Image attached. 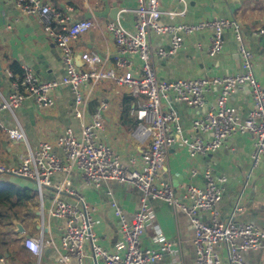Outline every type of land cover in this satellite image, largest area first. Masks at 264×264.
<instances>
[{"label": "built area", "instance_id": "1", "mask_svg": "<svg viewBox=\"0 0 264 264\" xmlns=\"http://www.w3.org/2000/svg\"><path fill=\"white\" fill-rule=\"evenodd\" d=\"M137 1L136 32L128 31L119 21H109L105 30L114 40L116 55H107L93 64L89 54L83 53L81 57L87 65L81 68L77 64L74 42L85 32L99 27L97 19L93 17L75 22L68 10L65 12L44 0H15L24 14L39 20L60 49L66 66V74L61 80L50 81L40 80L27 65L22 66L21 75L7 71L13 91L8 95L0 92V132L11 141L25 145L20 163L0 165V175L30 179L35 184L39 199L40 233L38 237H26L25 245L35 256H41L45 247L55 248L62 264H69L72 259L83 264L87 241L92 243L95 262L155 264L169 254L174 263H179L182 254L180 248L160 236L155 238V248H143L141 244V237L152 217L148 201L159 199L174 210L186 213L191 219L195 230L196 264H223L222 249L230 264H246L243 254L259 250L264 245V227L234 220V216L243 210L242 196L233 207V216L227 221L221 219L217 206L224 198L229 177L216 174L210 167H204L203 172L193 167L191 177L202 174L204 187L187 183L177 190L172 183L161 178V172L177 142L185 147L192 160L220 150L235 135L248 134L252 138V169L264 161V87L253 71L254 55L246 45L239 26L228 19L215 16L195 24L162 23L165 16L172 20L183 18L190 0H175L182 8L165 11L161 9V0ZM227 28H235L239 42L242 57L239 73L190 80H165L158 76L154 54L160 59L175 56L184 48L185 36L209 31L210 47L207 53L211 57L216 56L224 48L223 32ZM152 34L169 35V46L154 50ZM258 34L264 35V25L258 29ZM104 83L114 84L136 99L132 113L137 125L132 137L146 145L140 157L130 156L125 162L115 148L100 139L99 134L104 130V114L110 106L109 97L101 99L91 119H86L95 90ZM243 86L250 88L253 100V106L245 118L229 104L232 94ZM62 87H68L75 97V116L81 123L80 136L68 128L56 143L43 141L35 149L30 145L16 111L27 99H34L41 107L54 106V93ZM213 90H218L217 106L195 118L192 122L195 134L186 135L180 115L172 105L166 106V101L172 96L174 100L197 110L204 107L206 94ZM5 112L14 120L13 125L1 118ZM75 173H79L89 185L99 187L103 182L114 181L132 185L141 192L140 209L131 220L113 203L121 223L116 252L106 251L97 243L98 239L92 231L94 220L90 209L84 198L72 188L71 176ZM58 174L63 175V179L53 181ZM45 190L52 191L48 201ZM62 194L76 197L77 202L64 199ZM52 219L65 221L64 233L58 241L48 231ZM0 264H8L5 254L0 253Z\"/></svg>", "mask_w": 264, "mask_h": 264}, {"label": "crops", "instance_id": "2", "mask_svg": "<svg viewBox=\"0 0 264 264\" xmlns=\"http://www.w3.org/2000/svg\"><path fill=\"white\" fill-rule=\"evenodd\" d=\"M44 1L65 12L68 10L67 13L75 22L95 17L100 23L99 27L85 32L74 42L77 64L81 68L87 65L81 57L83 53L89 54L93 64H97L99 59H104L107 55L110 57L116 55L114 40L105 30V25L109 21H119L128 31L136 32L137 0ZM160 3L164 11L182 8L175 0H161ZM115 8L118 11L116 19H113L111 11ZM215 16L228 19L239 26L246 45L254 55V74L264 87V35L258 34V29L264 25V0H190L188 11L183 18L177 17L172 20L165 16L162 23L195 24ZM210 35L209 31H200L185 36V46L175 56L160 59L154 54L158 76L165 80H190L239 73L242 69V57L235 28L224 30V48L220 54L213 57L207 53ZM152 43L154 50L166 48L170 44V36L152 34ZM13 64L20 68L23 65L29 66L43 81L61 80L66 74L60 49L45 32L39 20L35 16L24 14L17 7L15 0H0V92L5 95L13 91L11 79L7 75ZM217 93L218 90L207 93L204 107L197 110L174 100L172 96L166 101V106L172 105L176 109L181 117L184 133L194 135L193 120L205 115L209 108L217 106ZM126 94L114 84L99 85L86 116V119L90 120L99 101L109 97L110 106L104 114V130L100 132L99 137L104 143L115 148L125 162L130 156L140 157L146 146L132 137L137 119L132 113L134 103L129 115L123 113L125 112L123 99ZM54 99L55 104L52 107H41L34 99H27L16 111L28 141L35 149L43 141L56 143L68 128H72L75 134L80 136L81 123L75 116V97L71 90L68 87L59 88L54 93ZM229 104L245 118L253 106L250 88L243 86L237 89L230 97ZM1 118L9 125L14 124V120L6 112L1 114ZM253 148L254 143L250 135H235L229 138L220 150L191 160L185 147L177 142L169 153L161 178L179 190L182 184L187 183L204 187L202 174L195 178L191 177L193 167H197L200 172H203L204 167H210L216 174H225L229 177V182L224 198L217 206L221 219L227 221L233 216V207L239 196H242L243 210L234 216V220L264 227V161L252 169ZM24 150V144L11 141L6 134L0 132V165H18ZM62 179L61 174L53 177L55 182ZM71 180L72 188L84 198L90 209L94 220L92 231L98 239L97 243L106 251L116 252L120 241L121 223L113 203H116L124 216L131 220L140 209L141 192L132 185L114 181L103 182L99 187L89 185L79 173L73 174ZM48 192L52 194V191ZM62 197L77 202L76 197L68 194H62ZM38 204L34 208L35 216L23 224L25 232L12 235L14 248L12 253L5 254L8 264H62L59 252L55 248L45 247L41 256H35L25 245L26 237H38L40 233L41 221L37 219ZM148 205L152 217L147 231L141 237L142 247L155 248L157 246L155 238L158 235L179 247L182 252L179 263H174L172 257L165 254L155 264H196L195 230L189 216L181 210H174L159 199L148 201ZM48 226L49 234L57 241L60 240L64 233L65 221L52 219ZM57 244L59 245V242ZM84 249L86 257L83 264H104L102 261L95 262L90 241L85 243ZM221 254L223 264H230L224 249ZM243 258L246 264H264V245L259 250L244 253ZM69 264L80 263L72 259Z\"/></svg>", "mask_w": 264, "mask_h": 264}, {"label": "trees", "instance_id": "3", "mask_svg": "<svg viewBox=\"0 0 264 264\" xmlns=\"http://www.w3.org/2000/svg\"><path fill=\"white\" fill-rule=\"evenodd\" d=\"M11 71L15 75L22 74V69L17 64L11 66ZM135 100L127 94L124 96V115L130 114ZM23 181H26V183L23 184ZM37 199L38 194L33 182L10 174L0 175V222L10 220L12 215L19 219V210L21 209L29 210L30 217H34V208L38 204ZM6 246V240L0 239V250H5Z\"/></svg>", "mask_w": 264, "mask_h": 264}, {"label": "rangeland", "instance_id": "4", "mask_svg": "<svg viewBox=\"0 0 264 264\" xmlns=\"http://www.w3.org/2000/svg\"><path fill=\"white\" fill-rule=\"evenodd\" d=\"M19 150H22L20 148H18ZM25 151V150H24ZM26 183V181H23ZM28 183V182H27ZM51 194H49V192L47 190H45V198L48 201V199H50ZM38 202V199H37ZM36 209H34L35 211ZM31 214L29 210H25V209H21L19 210V219L16 218L14 215H12L11 219H7L4 220L2 222H0V239H4L6 240V244H7V248L4 250H0V253L2 254H6L7 252L12 253V249L14 248L13 244H14V240L12 239V235H18L16 234V227L13 224V220L16 219L18 222L24 224V222L29 221ZM38 221H41L40 216L37 217ZM3 220V219H2ZM28 227V226H26ZM9 250V251H8Z\"/></svg>", "mask_w": 264, "mask_h": 264}, {"label": "water", "instance_id": "5", "mask_svg": "<svg viewBox=\"0 0 264 264\" xmlns=\"http://www.w3.org/2000/svg\"><path fill=\"white\" fill-rule=\"evenodd\" d=\"M117 11L118 10L116 8L111 11V16H112L113 19H116V13H117ZM21 178L22 179H25V180L31 181L30 179H27L25 177H21ZM13 224L16 227V230H15L16 233L23 234L25 232V228H24L23 224L20 223V222H18L16 219L13 220Z\"/></svg>", "mask_w": 264, "mask_h": 264}]
</instances>
